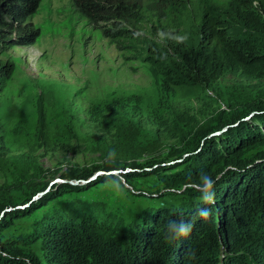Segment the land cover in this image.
Listing matches in <instances>:
<instances>
[{
    "label": "trees",
    "instance_id": "trees-1",
    "mask_svg": "<svg viewBox=\"0 0 264 264\" xmlns=\"http://www.w3.org/2000/svg\"><path fill=\"white\" fill-rule=\"evenodd\" d=\"M71 1L110 40L142 41L144 37L134 29L147 24L166 33L187 34L188 40L179 44L161 39L163 46H150L149 57L166 69L164 74L171 72L170 79L185 91L195 95L216 91L224 106L220 124L194 132L176 153V163L159 165L151 173L122 171L128 182L142 176L158 177L165 193L159 190L147 196L177 202L150 204L127 219L98 202L57 201L63 192L80 193L109 178L120 179L114 170L140 168L131 157L138 137L134 140L124 134L116 145L98 142L104 165L94 170H104L103 176L93 178L92 170L71 169L52 190H48L50 184L37 189V195L46 193L36 202L32 198L20 201L16 195L24 194V175L38 177L44 172L29 155L15 158L18 180L0 187V264H264V152L258 150L264 146V91L243 89L236 97L235 87L227 91L216 84L224 75L240 70L264 80V0H230L226 5L203 1L196 7L194 0ZM41 2L0 0V95L16 69L13 62L3 60L4 55L13 48L31 46L40 37V29L30 19ZM40 122L43 128V118ZM214 131L221 133L216 136ZM1 145L0 130V152ZM113 152L114 158L110 156ZM201 172L219 177L214 203L204 205L211 209L207 219L196 216L201 207L197 203ZM80 180L85 185L74 183ZM41 208L47 210L29 232L4 236L16 219ZM169 219L191 220V233L178 241L166 240ZM35 245L42 255L35 252Z\"/></svg>",
    "mask_w": 264,
    "mask_h": 264
},
{
    "label": "rangeland",
    "instance_id": "rangeland-1",
    "mask_svg": "<svg viewBox=\"0 0 264 264\" xmlns=\"http://www.w3.org/2000/svg\"><path fill=\"white\" fill-rule=\"evenodd\" d=\"M203 1L226 5L230 0H194V7ZM30 21L40 29L36 43L13 48L3 57L16 69L0 95V187L18 180L13 162L21 155L36 160L44 173L24 175V194L16 195L20 201L40 200L46 192L37 195V189L50 184L48 190H52L63 182L61 175L74 168L82 173L94 171L93 178L98 172L103 176L104 170H94L104 165L98 142L116 145L126 134L134 140L138 137L131 157L141 167L114 170L122 178V196L114 195L103 183L80 193L63 192L57 202H98L126 219L150 204H176L168 197L151 200L147 196L159 190L165 193L158 177L148 175L128 182L122 176L151 173L159 165L176 163V153L194 132L219 125L224 106L216 91L191 94L170 79L171 72L164 74L166 69L152 63L149 47L163 46L156 37L160 31L156 25L134 29L144 37L142 41L110 40L81 16L71 0H42ZM216 84L227 91L235 87L236 97L243 89L264 91V80L253 79L244 70L226 74ZM258 150L264 152V146ZM153 164L154 168L148 167ZM74 183L85 185V180ZM46 210L16 219L4 236L29 232ZM33 249L42 255L38 245Z\"/></svg>",
    "mask_w": 264,
    "mask_h": 264
},
{
    "label": "clouds",
    "instance_id": "clouds-1",
    "mask_svg": "<svg viewBox=\"0 0 264 264\" xmlns=\"http://www.w3.org/2000/svg\"><path fill=\"white\" fill-rule=\"evenodd\" d=\"M158 37L160 39H171L175 43H184L188 40V35H180V34H171L166 33L164 31L158 32ZM111 157L114 158L115 153L110 154ZM219 179V177H216L215 179L210 176L206 172H201L199 174V181L197 184L198 190H199V196L197 197V203L201 205L196 211V216L201 219H207L211 215V209L208 207H204V205H209L214 203L215 199V192H214V186L216 183V180ZM105 187L114 195L117 197L122 196L124 194V188L122 183L119 181V179H113L109 178L105 184ZM193 228V222L191 220L185 221L183 219L177 221L169 219L165 225V238L166 240L170 242L178 241L183 237H187Z\"/></svg>",
    "mask_w": 264,
    "mask_h": 264
},
{
    "label": "water",
    "instance_id": "water-1",
    "mask_svg": "<svg viewBox=\"0 0 264 264\" xmlns=\"http://www.w3.org/2000/svg\"><path fill=\"white\" fill-rule=\"evenodd\" d=\"M101 174H103V173H102V172H98V173H97V176H98V175H101ZM71 183L74 184L73 182H71Z\"/></svg>",
    "mask_w": 264,
    "mask_h": 264
}]
</instances>
